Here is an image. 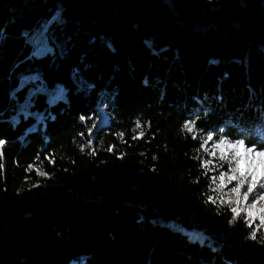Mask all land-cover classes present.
I'll use <instances>...</instances> for the list:
<instances>
[{
  "label": "trees",
  "instance_id": "trees-1",
  "mask_svg": "<svg viewBox=\"0 0 264 264\" xmlns=\"http://www.w3.org/2000/svg\"><path fill=\"white\" fill-rule=\"evenodd\" d=\"M205 1L0 0V264H264L202 167L264 150V0Z\"/></svg>",
  "mask_w": 264,
  "mask_h": 264
},
{
  "label": "rangeland",
  "instance_id": "rangeland-1",
  "mask_svg": "<svg viewBox=\"0 0 264 264\" xmlns=\"http://www.w3.org/2000/svg\"><path fill=\"white\" fill-rule=\"evenodd\" d=\"M213 2L214 0H206L204 5L206 7H209L210 10H215L218 7L214 6ZM59 15H60V12L58 11L50 21H47V20L43 21L41 26L38 29H36L31 36L28 37V42L34 47V50L32 53L33 56H42L49 52H52V47L50 46V43H49V36L47 34V29L49 25L51 24V22L54 19L58 18ZM210 28L215 29L216 26L207 27V29H210ZM203 30H205V28ZM39 80H40V77L37 74L21 75V85L22 86L27 83H36ZM109 123H110L109 115L106 114L103 109H100L99 119L97 121V127L98 128L107 127ZM216 143H218V141L212 142L210 145H208L205 148L207 149V151L205 150V153L208 155V160L212 161V163L208 165V171H210L212 174V177H211L212 191L214 194H216V197L219 199V202L221 204L228 205L231 209L234 207L238 209L240 208L246 209L248 204L252 202V196L250 195L249 200L247 202L243 200V192L246 190L247 185H245L241 189V196L239 197V199L237 198L235 193H232L230 191L233 187L236 186L237 180H232L231 182H229L228 177L233 175V173L229 170L228 162L220 159L221 149H213V145ZM212 151H215L216 153L214 156L210 155V152ZM224 151L227 153L229 159H231L233 152L227 149L226 147L224 148ZM239 151H240L241 157H243L245 154V148L242 147L240 148ZM257 159H259V157H257ZM232 167H235L234 161L232 163ZM244 167H245V163H244V160L242 159L241 169L243 170ZM225 172L228 173V176H224L223 179L221 180L220 178L221 173H225ZM262 208H264V201H259L256 205V208L252 209V212H253L252 218H250L247 215L246 211H241L240 213H242L245 216L248 222H251V224H254V225L257 224L258 226L261 224L260 216L264 215V213L259 211ZM260 228H262L264 231V225L260 226ZM191 237H193L194 239L197 238L195 235H191Z\"/></svg>",
  "mask_w": 264,
  "mask_h": 264
},
{
  "label": "snow or ice",
  "instance_id": "snow-or-ice-1",
  "mask_svg": "<svg viewBox=\"0 0 264 264\" xmlns=\"http://www.w3.org/2000/svg\"><path fill=\"white\" fill-rule=\"evenodd\" d=\"M193 122H188L183 125V128L192 131V127L194 125ZM137 127H140L137 124ZM143 135V133H141ZM195 138V137H194ZM212 135L209 134L207 136V140H212ZM206 143V141H205ZM201 147H204V143L201 144ZM229 149L233 152L232 158L229 159L227 153L224 151V148ZM245 148V154L241 157L240 148ZM213 149H221L220 159L223 161H227L229 164V170L233 173V175L229 176V182L232 180H237V184L230 191L235 193L237 198L241 196V189L247 185L246 190L243 192V200L247 202L249 200L250 195L252 196V202L248 204L247 208H232L233 219H236L240 215L241 211H246L247 215L252 218L253 212L252 209L256 208V205L259 201H264V150L257 151L255 147H245L244 140H238L235 142H230L226 138H221L218 143L213 145ZM207 151V149H205ZM215 151L210 152V155H215ZM259 157V159H257ZM244 160L245 167L241 169V160ZM233 161L235 162V167H232ZM212 163L211 160H205L202 163V167L208 169V165ZM31 167V166H29ZM40 175H44L45 173L40 172ZM224 176H228V173H221V180ZM264 213V208L259 210ZM261 224L257 227L264 225V215L260 216ZM249 227H251V222H249ZM251 239H256V231L253 230L250 236Z\"/></svg>",
  "mask_w": 264,
  "mask_h": 264
}]
</instances>
